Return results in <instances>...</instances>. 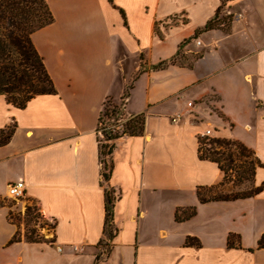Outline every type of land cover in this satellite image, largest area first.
Wrapping results in <instances>:
<instances>
[{"label":"crops","instance_id":"obj_1","mask_svg":"<svg viewBox=\"0 0 264 264\" xmlns=\"http://www.w3.org/2000/svg\"><path fill=\"white\" fill-rule=\"evenodd\" d=\"M46 1L53 21L31 40L56 94L22 110L0 96V129L15 125L0 147V196L22 182L23 199L53 223V241L9 245L16 228L0 206V264H94L105 189L117 233L98 264H264V167L255 169L261 191L253 197L200 203L196 195L223 178L197 154V136L213 123L230 127L231 140L264 165V0H225L219 17L230 16L229 28L206 31L223 0ZM189 39L184 52L199 53L191 67L148 70ZM135 76L124 108L144 115V132L115 142L103 182L98 118ZM191 209L194 216L175 220Z\"/></svg>","mask_w":264,"mask_h":264},{"label":"trees","instance_id":"obj_2","mask_svg":"<svg viewBox=\"0 0 264 264\" xmlns=\"http://www.w3.org/2000/svg\"><path fill=\"white\" fill-rule=\"evenodd\" d=\"M221 3L216 10L214 17L209 20L203 27V31L219 28L220 25H228L230 16L219 17L220 10L224 4ZM53 17L46 0H0V96L4 97L7 104L13 108L22 110L29 101L38 96L55 95L56 91L53 82L45 69L43 61L33 46L31 36L36 31L51 24ZM197 33V32H196ZM194 34L193 39L197 34ZM189 40L183 41L177 49L175 55L167 60L149 66V71H159L170 65H184L179 61L185 59L180 51ZM199 56L193 58L195 61ZM141 68L140 72H144ZM136 79L133 77L131 83L125 88L119 105L114 104L110 99L105 100L103 109L97 122L99 161L102 165L101 177L103 182H107L112 170L111 154L115 148V142L121 137H138L144 132L145 117L143 114L129 116L124 108V100L129 96L132 88V82ZM104 118L108 122H104ZM15 125L12 124L6 128L0 129V147L8 144L14 134ZM209 148H205V144ZM239 156H251L254 152L246 148L243 144L227 139L207 137L198 138L197 154L199 160L214 163L218 170L225 174V170H232L234 159ZM255 162L250 161L251 172L254 178V172L257 167H264L260 161L255 158ZM256 166H255V165ZM225 178L211 187H198L196 191L197 199L200 203L211 201H234L245 199L257 195L261 187H255L248 192L223 194L220 192ZM114 197L109 189H105L104 203V238L99 242V247L104 248V252H99L94 260V264L107 256L110 251V242L117 233L113 224ZM195 210L176 213L175 220L183 221L194 216ZM26 218L30 220L28 209L25 211ZM23 240L28 243H40V238L34 230L26 233ZM234 236H229L227 244L229 247L234 245ZM19 234L15 232L9 245L20 242ZM185 244L189 246H198L195 239L187 238ZM258 248L264 247V233L260 237Z\"/></svg>","mask_w":264,"mask_h":264},{"label":"rangeland","instance_id":"obj_3","mask_svg":"<svg viewBox=\"0 0 264 264\" xmlns=\"http://www.w3.org/2000/svg\"><path fill=\"white\" fill-rule=\"evenodd\" d=\"M221 15L225 16L223 12H221ZM173 21L174 20H172L171 22ZM229 26L230 24L229 25L226 24L223 27L219 26V28L226 30L229 28ZM189 43H191V41ZM184 51L185 50L181 49L180 54H183L185 59L181 60L179 57V61L184 65L187 64L192 65L194 63L193 58L199 56V53L195 50H190V51L188 50V52L186 51L187 53H185ZM103 120L105 123L108 122L106 118H104ZM216 126H217L216 123H213V126L210 128L213 134L211 135V137H207L208 139L220 138V139L231 140L230 127L216 128ZM201 134L197 136V140L198 138H203L201 137ZM205 148H209L208 143L205 144ZM234 153L238 155L236 152ZM255 158L256 156L254 153L251 156H245V154L244 156L238 155V157L234 159L232 170L227 169L225 170V174L222 173L225 180L222 187H220L219 189L220 192L223 194L243 193V192H248L253 188H255L256 186L254 185L253 174L251 172L252 170L251 165L249 166L248 164L250 161H253L254 163ZM0 206H4L8 209L9 211L7 216L8 221L15 226L16 228L15 232L19 234L21 241H24L23 237L26 233L30 232V230H34L35 234H37L38 237L40 238V243H46V244L52 243L53 223L43 217V215L39 211L38 206L34 202L25 200L23 198L14 199L11 197L8 198L6 196H0ZM27 209L30 213V220L25 216V211ZM100 252L103 253L104 248L100 247Z\"/></svg>","mask_w":264,"mask_h":264},{"label":"built area","instance_id":"obj_4","mask_svg":"<svg viewBox=\"0 0 264 264\" xmlns=\"http://www.w3.org/2000/svg\"><path fill=\"white\" fill-rule=\"evenodd\" d=\"M239 19V15L235 16V20ZM199 44V43H198ZM192 103H188V106H191ZM176 117L172 118L171 121L174 122L176 121ZM211 132L210 130H206L201 134V137H210ZM7 194L9 197L14 198V199H22L24 198V184L22 182H17L14 184H10L7 187ZM58 251H61L60 248H57ZM78 248L74 247V251H77Z\"/></svg>","mask_w":264,"mask_h":264}]
</instances>
